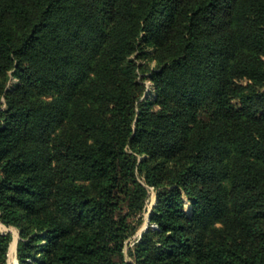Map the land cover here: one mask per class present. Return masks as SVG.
Listing matches in <instances>:
<instances>
[{"label":"trees","instance_id":"obj_1","mask_svg":"<svg viewBox=\"0 0 264 264\" xmlns=\"http://www.w3.org/2000/svg\"><path fill=\"white\" fill-rule=\"evenodd\" d=\"M0 222L18 264H264V0H0Z\"/></svg>","mask_w":264,"mask_h":264},{"label":"rangeland","instance_id":"obj_2","mask_svg":"<svg viewBox=\"0 0 264 264\" xmlns=\"http://www.w3.org/2000/svg\"><path fill=\"white\" fill-rule=\"evenodd\" d=\"M149 194H150V197H149V200H148V203H147V210L144 212V221L142 222L141 226L138 228V230L126 241V250L132 246V244L137 241L140 237V234L142 233V231L144 230V228L146 227L147 225V214H148V211L149 209L151 208L152 206V203L154 201V196H155V193L153 191L152 188H149ZM10 232L11 233V236H12V239H11V242L10 244L15 241V250H16V239L17 237L19 236L18 234V230L15 228V227H8V226H5L3 225L1 222H0V232ZM9 248H10V245H9ZM16 253V252H15ZM16 256V254H15ZM7 260H8V264H15L12 260V257H10L9 255V249H8V257H7ZM16 264H18V262L16 261Z\"/></svg>","mask_w":264,"mask_h":264},{"label":"bare ground","instance_id":"obj_3","mask_svg":"<svg viewBox=\"0 0 264 264\" xmlns=\"http://www.w3.org/2000/svg\"><path fill=\"white\" fill-rule=\"evenodd\" d=\"M15 252H16V250H15V241H13L10 244L9 255H10V257H12L13 262L16 264V256H15L16 253Z\"/></svg>","mask_w":264,"mask_h":264},{"label":"water","instance_id":"obj_4","mask_svg":"<svg viewBox=\"0 0 264 264\" xmlns=\"http://www.w3.org/2000/svg\"><path fill=\"white\" fill-rule=\"evenodd\" d=\"M155 204V196H154V201H153V203H152V206ZM151 206V207H152ZM150 210H151V208L149 209V211H148V214H147V220H148V216H149V212H150ZM141 235V234H140ZM18 239H19V236L17 237V239H16V245H17V242H18ZM16 261H17V257H16Z\"/></svg>","mask_w":264,"mask_h":264}]
</instances>
